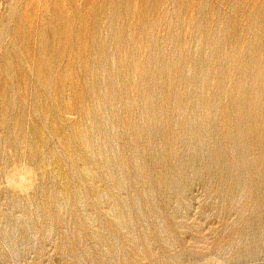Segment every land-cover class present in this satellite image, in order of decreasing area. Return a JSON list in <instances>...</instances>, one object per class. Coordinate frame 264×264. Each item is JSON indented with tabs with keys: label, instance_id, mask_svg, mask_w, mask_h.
I'll return each instance as SVG.
<instances>
[{
	"label": "rangeland",
	"instance_id": "obj_1",
	"mask_svg": "<svg viewBox=\"0 0 264 264\" xmlns=\"http://www.w3.org/2000/svg\"><path fill=\"white\" fill-rule=\"evenodd\" d=\"M0 264H264V0H0Z\"/></svg>",
	"mask_w": 264,
	"mask_h": 264
}]
</instances>
